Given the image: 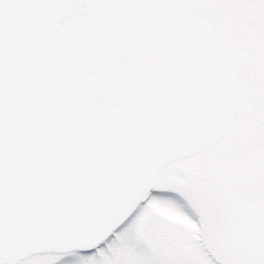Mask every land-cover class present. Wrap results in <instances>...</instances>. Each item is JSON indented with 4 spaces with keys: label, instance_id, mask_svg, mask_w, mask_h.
<instances>
[{
    "label": "snow or ice",
    "instance_id": "obj_1",
    "mask_svg": "<svg viewBox=\"0 0 264 264\" xmlns=\"http://www.w3.org/2000/svg\"><path fill=\"white\" fill-rule=\"evenodd\" d=\"M0 264H264V0H0Z\"/></svg>",
    "mask_w": 264,
    "mask_h": 264
}]
</instances>
